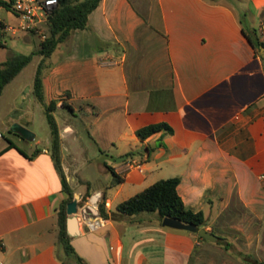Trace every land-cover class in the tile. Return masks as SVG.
Segmentation results:
<instances>
[{"label":"crops","instance_id":"obj_1","mask_svg":"<svg viewBox=\"0 0 264 264\" xmlns=\"http://www.w3.org/2000/svg\"><path fill=\"white\" fill-rule=\"evenodd\" d=\"M254 31L264 43V0H102L89 28L46 61L45 101L58 103L61 163L78 199L69 235L88 264L264 263V51L245 35ZM156 124L173 134L137 137ZM18 139L26 156L0 146V264H75L58 244L67 195L51 137L43 148L37 135ZM176 177L224 247L163 227L158 213L101 217V203L116 213Z\"/></svg>","mask_w":264,"mask_h":264},{"label":"trees","instance_id":"obj_2","mask_svg":"<svg viewBox=\"0 0 264 264\" xmlns=\"http://www.w3.org/2000/svg\"><path fill=\"white\" fill-rule=\"evenodd\" d=\"M101 1L102 0H58L59 6L57 10L52 13L48 21L44 24L48 27L49 36L41 42L40 48L31 55H20L5 62H0V98L3 95L5 88L11 84L22 72V70L33 61L35 56H39L42 60L36 71L33 94L37 100L44 103L45 93L43 77L44 70L47 67L46 61L52 56L60 44L71 38L74 32L89 28V16L98 8ZM0 8H4L16 15L13 9V0H0ZM5 30L6 25L4 23H0V48H6V41L4 39ZM245 35L253 47L256 48L258 44L260 47L264 48V43L259 41L256 31H254V37L246 33ZM57 104V101H51L45 106V113L51 129V155L61 177L63 192L67 195V199L62 203L58 212V244L64 248L67 257L73 259L75 264H88L77 254L75 248L72 246V238L69 235L67 228V220L69 218L67 208L68 204L74 199V192L67 180L61 163V138L59 127L54 115L57 110ZM64 106L69 109L71 108L65 103ZM159 132H165L166 134L171 135L174 131L167 124H156L138 130L137 137L141 141H145L152 135ZM10 133L20 137L19 135L11 132V130ZM8 142L9 146L7 150L17 148L21 154L26 156V154L19 149L14 142L10 140ZM131 156H133V154H131ZM109 170L116 178L115 183H120L121 181L114 169L109 167ZM180 182L181 180L178 177L161 180L151 185L143 192L121 203L117 207L116 213H109L106 210L105 204L101 203L99 205L101 217L105 220L117 221L119 216L122 215L134 216L146 212L158 213L162 221L164 218L169 217L180 220L186 224H193L199 228H205L207 226V220L204 213L194 212L192 209L188 208L179 195L178 187ZM88 198L89 196L87 194L81 201V205H83ZM212 233L216 234L214 231ZM201 239L206 241L203 238ZM222 241H224V239L220 237L219 243ZM243 261L246 264H264L248 255L243 256ZM61 264L71 263L61 261Z\"/></svg>","mask_w":264,"mask_h":264},{"label":"rangeland","instance_id":"obj_3","mask_svg":"<svg viewBox=\"0 0 264 264\" xmlns=\"http://www.w3.org/2000/svg\"><path fill=\"white\" fill-rule=\"evenodd\" d=\"M243 1L248 2V0ZM3 18L10 24L8 26L17 27L20 23L13 12L8 13L3 10ZM248 25V21L245 20V26L248 27ZM48 36L49 31L46 25H42L36 31L19 32L16 35L5 30L6 48H0V62L20 55H31L40 48L41 42ZM40 58L35 56L16 80L5 89L0 98V132L4 136V139L0 140V146L7 145L10 140L21 148L28 149V146L24 145L17 136L10 133L15 124H21L26 118L32 119V123L28 125L29 130L42 141L41 148L47 145L51 137V129L45 113V106L48 103L40 102L33 94V84ZM221 245L224 247L225 242H221ZM232 250L235 252V248Z\"/></svg>","mask_w":264,"mask_h":264},{"label":"built area","instance_id":"obj_4","mask_svg":"<svg viewBox=\"0 0 264 264\" xmlns=\"http://www.w3.org/2000/svg\"><path fill=\"white\" fill-rule=\"evenodd\" d=\"M59 6L58 0H13V9L20 20L17 27L8 26L6 31L16 35L41 28ZM4 139L0 132V140ZM136 165H130L134 167Z\"/></svg>","mask_w":264,"mask_h":264},{"label":"water","instance_id":"obj_5","mask_svg":"<svg viewBox=\"0 0 264 264\" xmlns=\"http://www.w3.org/2000/svg\"><path fill=\"white\" fill-rule=\"evenodd\" d=\"M262 49L264 51V48ZM11 132L19 135L20 137H22L27 141H33L36 138V135L32 131H30L28 128L24 127L21 124H15L12 127ZM126 159H127L126 157H123L121 161H125ZM77 213H78V199H73V201L68 204V208H67V214L68 216H70L67 220V228H68V233L72 236L77 235V225H78V220L76 217ZM162 225L165 228L197 234L201 238L209 242L219 241V237L217 235L211 233L210 231H207L205 228H199L193 224H186L180 220L166 217L163 219Z\"/></svg>","mask_w":264,"mask_h":264}]
</instances>
